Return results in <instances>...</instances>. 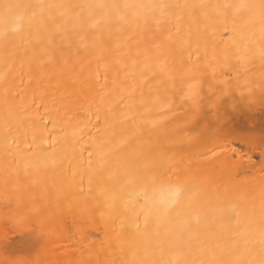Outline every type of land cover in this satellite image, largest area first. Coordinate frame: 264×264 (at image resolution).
<instances>
[{
	"label": "snow or ice",
	"instance_id": "obj_1",
	"mask_svg": "<svg viewBox=\"0 0 264 264\" xmlns=\"http://www.w3.org/2000/svg\"><path fill=\"white\" fill-rule=\"evenodd\" d=\"M257 110L264 0H0V264H264V204L252 231L238 196L226 235L193 213L156 252L121 242L160 236L152 218L183 175L218 181L219 198L233 174H264V130L240 136L258 159L226 143L229 121ZM4 225L44 246L5 254Z\"/></svg>",
	"mask_w": 264,
	"mask_h": 264
},
{
	"label": "bare ground",
	"instance_id": "obj_2",
	"mask_svg": "<svg viewBox=\"0 0 264 264\" xmlns=\"http://www.w3.org/2000/svg\"><path fill=\"white\" fill-rule=\"evenodd\" d=\"M249 127H255L257 133L264 130V111L257 110L250 115H235L229 121L226 129V143L228 147H236L241 151L248 152L254 159H258L259 151H249L248 146L240 140L243 130ZM261 175L264 174L259 173L258 170L251 169L247 171V174L242 172L238 178L233 174L232 182L226 189L221 190L219 198L214 194L213 187L218 181L213 179L212 183H204L205 180L212 178L196 174L183 175L178 178L184 184L178 202L167 213H156L152 218L153 220H160V236L157 237L151 229H149L146 236L129 232L121 234V242L128 245L139 243L142 248H146L150 252H156L162 246L157 245L156 241L165 239V229H175L178 219L184 215L190 216L193 213L200 214L201 226L208 225L209 231L215 232L218 236L226 235L228 230L231 229V218L227 212L226 201L237 196L241 199L243 218L245 222L251 220V230L254 231L259 227L262 204H264V184H262ZM156 183L159 185L160 181ZM154 187L151 183L145 186V191L149 196L152 195ZM194 187H199V195L192 197L191 204L186 209L189 196L192 194ZM141 202H144L143 199ZM210 208L218 209V211L213 213L209 210ZM4 226L10 233V238L4 246L5 254H10L12 250H18V252L22 253L21 256L33 258L44 246V240L34 230L19 231L13 230L8 225ZM93 237L103 238V233L100 232L99 228L94 230ZM232 239L239 238L235 237ZM124 258L118 257L117 264H119L120 259Z\"/></svg>",
	"mask_w": 264,
	"mask_h": 264
},
{
	"label": "rangeland",
	"instance_id": "obj_3",
	"mask_svg": "<svg viewBox=\"0 0 264 264\" xmlns=\"http://www.w3.org/2000/svg\"><path fill=\"white\" fill-rule=\"evenodd\" d=\"M10 254H11V255H22V253H21V252H18V250H12V251L10 252Z\"/></svg>",
	"mask_w": 264,
	"mask_h": 264
},
{
	"label": "clouds",
	"instance_id": "obj_4",
	"mask_svg": "<svg viewBox=\"0 0 264 264\" xmlns=\"http://www.w3.org/2000/svg\"><path fill=\"white\" fill-rule=\"evenodd\" d=\"M158 208L162 211L163 210V208H164V205L163 204H161V205H158Z\"/></svg>",
	"mask_w": 264,
	"mask_h": 264
}]
</instances>
